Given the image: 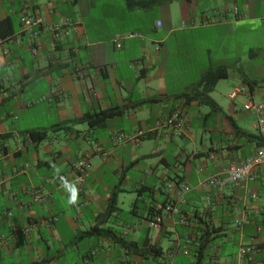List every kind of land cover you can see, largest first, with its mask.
Here are the masks:
<instances>
[{"label": "crops", "instance_id": "1", "mask_svg": "<svg viewBox=\"0 0 264 264\" xmlns=\"http://www.w3.org/2000/svg\"><path fill=\"white\" fill-rule=\"evenodd\" d=\"M137 1L155 4L0 0V264H196L201 237L210 242L200 264H264V167L238 188L207 183L264 148L257 117L244 110L247 97L229 98L245 86L264 103V80L238 70V60L213 55L210 43L194 42L199 34L236 40L241 31L263 29L264 0ZM25 14L43 19L38 57L21 33ZM62 22L76 24V31L55 46L52 28ZM117 35L125 36L122 48ZM233 44L231 50L240 45ZM220 45L230 51V44ZM249 56L264 58V48H251ZM218 67L229 68V76L210 93L216 105L192 100L200 97L203 75ZM241 72L258 84H244ZM223 81L231 88L220 92ZM110 110L121 114L100 127L67 124ZM177 110L182 136L177 128L157 127ZM32 133L47 136L38 141ZM117 134L132 138L114 142ZM83 159L89 168L80 184L75 165ZM56 168L79 188L77 205L67 204ZM168 183L188 188L185 203L168 192ZM114 196L117 210L108 214ZM172 201L176 217L168 214ZM94 228L116 237H81ZM252 243L261 251L242 263L239 249Z\"/></svg>", "mask_w": 264, "mask_h": 264}, {"label": "built area", "instance_id": "2", "mask_svg": "<svg viewBox=\"0 0 264 264\" xmlns=\"http://www.w3.org/2000/svg\"><path fill=\"white\" fill-rule=\"evenodd\" d=\"M43 24V19L36 15L25 14L21 17V33L27 35L33 41L32 53L35 57H38L42 50V45L39 42L40 36V28ZM158 26H161V23H158ZM76 24H73L71 27H68V23L62 22L55 24L52 28L53 32V43L54 45H58L65 37H69L73 32L76 31ZM128 38H133L138 36V34L130 33L127 35ZM125 36L117 35L115 42L117 48H122L121 41L124 39ZM70 50L68 51V53ZM72 53V51H71ZM55 95H60L61 91L57 88L53 89L52 91ZM240 95H244L247 97L248 102L244 106V110L249 113H253L257 117L256 122V129L264 136V103H257L251 98V94L249 89L245 86H239L234 88L229 93V98L231 100L237 99ZM182 123H183V113L181 111H177L173 113L166 121L158 122L157 127H172L177 128L179 130V134H182ZM131 136H127L125 134H117L112 137L114 142H122L125 140L131 139ZM264 167V148L259 149L252 157L246 159L240 164L232 165L228 170V176L222 177L220 175L211 174L207 178V183L212 188H224L227 185H231L235 188L240 187L243 183L251 181L255 177L256 171ZM89 168L88 161L83 159L78 164L75 165V170L78 173L77 182L84 183L85 173ZM167 190L171 194L176 195V199L179 203L186 202V195L188 192V188L185 185H177L175 183H168ZM254 198V196H252ZM35 200L38 202H43L46 200L45 196L36 195ZM170 217H176L180 215V210L177 207L176 203L173 201L171 202V208L169 210ZM156 222H161L162 217L160 214H157L154 217ZM249 223V219H244L243 221L237 222L238 228H242L245 224ZM25 232H29L26 230ZM261 251V247L257 243H252L250 245H242L239 249V257L241 262H244V259L250 256H254ZM184 254L189 255V251L185 250ZM175 253L171 254V258L174 257ZM257 264V263H253Z\"/></svg>", "mask_w": 264, "mask_h": 264}, {"label": "trees", "instance_id": "3", "mask_svg": "<svg viewBox=\"0 0 264 264\" xmlns=\"http://www.w3.org/2000/svg\"><path fill=\"white\" fill-rule=\"evenodd\" d=\"M126 2H127V5L129 7H131V8H142V9H146L149 6L155 4V2H146V1H137V0H126ZM228 76H229V68H227V67L211 68L210 70H208L203 75V77L201 79V82H200L201 84L200 85L203 86V90L199 94L200 97L197 98L196 96H193L191 99L192 100L198 99L203 104H206V105H209V106H215L216 103L210 97V93L213 91L214 87L216 86V84L220 80L227 79ZM241 78L243 80V83L246 84L247 86H249L250 88H253L255 85L258 84L256 82L249 81V79H247L246 75L243 72H241ZM197 88L198 87H195V89H193L191 91V93L196 91ZM188 96H189V94L187 93L181 98L187 99ZM186 103H188V102H186ZM177 111H175V112H177ZM120 114H121L120 111L110 110V111L100 112V113H98L96 115H86L82 119L70 121L67 124L88 123L92 128H95V127H100V126L104 125L107 119L116 117V116H118ZM183 124H184V116H183L182 125ZM64 128L67 129V128H70V127H66L65 126ZM179 133L180 132L178 130L176 135H178V136H182L183 135V132H182V134H179ZM31 136L33 137L34 140L42 141V140H44L46 138L47 135H46V133H32ZM256 138L258 139L259 147H261V148L264 147V137L261 134H259L258 136H256ZM179 186H181V185H179ZM116 205H117V199L114 196L112 198V200H111V208H110L108 214H110L112 212H115L117 210ZM109 234H113L112 231H110L108 233L106 231H99L97 228H94L93 230L82 234L81 237L88 238V237H91V236H94V235L107 236ZM114 236L116 237V234L112 235V237H114ZM209 242H210V240L207 237H201V240H200L199 244L195 247L194 252H193V256L196 257V264H200L202 262L204 253L206 251V247H207ZM150 249H152V251H154L153 247H150ZM160 252L161 251L158 250L155 254L159 255Z\"/></svg>", "mask_w": 264, "mask_h": 264}, {"label": "rangeland", "instance_id": "4", "mask_svg": "<svg viewBox=\"0 0 264 264\" xmlns=\"http://www.w3.org/2000/svg\"><path fill=\"white\" fill-rule=\"evenodd\" d=\"M100 5L101 2H98L96 4L95 12L99 11L101 7ZM194 42L201 48L206 47V45H204L206 42L210 43L213 47V55L218 54L220 58H226V60L230 63L238 60L236 63L238 70H244L247 75L250 74L251 76L258 78L259 80H264V58L252 59L249 56V50L251 48H264V28H259L258 31L253 34L241 31L236 35V40L233 39L231 35H218L217 32H210L208 35L199 34L196 35ZM222 42H224L227 47L229 44L231 45L230 51L220 49V44ZM234 42L239 43L240 45H236L235 49L231 50V48L234 46ZM176 67L177 66H174V69H176ZM229 84V81L221 82L218 91L224 92L225 90H229L231 88V85ZM238 105L239 107L243 106L241 105V103Z\"/></svg>", "mask_w": 264, "mask_h": 264}, {"label": "clouds", "instance_id": "5", "mask_svg": "<svg viewBox=\"0 0 264 264\" xmlns=\"http://www.w3.org/2000/svg\"><path fill=\"white\" fill-rule=\"evenodd\" d=\"M55 173L57 177L61 180V187L64 188L68 193L67 204L69 206L77 205L79 200V188L76 186V184L68 182L65 177L60 175V168H56Z\"/></svg>", "mask_w": 264, "mask_h": 264}]
</instances>
